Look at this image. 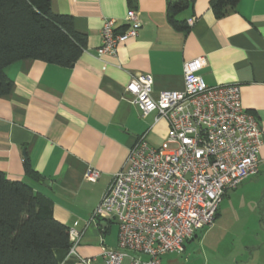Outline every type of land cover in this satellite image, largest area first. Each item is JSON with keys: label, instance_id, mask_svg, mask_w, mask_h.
<instances>
[{"label": "crops", "instance_id": "obj_1", "mask_svg": "<svg viewBox=\"0 0 264 264\" xmlns=\"http://www.w3.org/2000/svg\"><path fill=\"white\" fill-rule=\"evenodd\" d=\"M209 1L192 0L174 16L188 24L181 30L168 20V0H50L86 37L83 52L71 67L23 59L5 68L12 86L0 97V171L31 185L49 200L57 221L77 222L81 231L72 255L55 251L57 264H105L101 248L117 249L118 226L89 221L92 210L135 140L143 136L158 147L167 134L166 120L133 106L127 82L147 74L154 96L181 90L183 63L201 56L202 80L239 85L241 105L262 131L258 172L224 194L203 236L196 233L182 253H166L160 264H264V0H239L218 18ZM129 9L140 23L137 35L115 55L97 56L103 21L114 19L122 31ZM24 160L34 175L24 172ZM90 167L99 171L94 181L84 178ZM124 252L121 264H130L136 254Z\"/></svg>", "mask_w": 264, "mask_h": 264}, {"label": "built area", "instance_id": "obj_2", "mask_svg": "<svg viewBox=\"0 0 264 264\" xmlns=\"http://www.w3.org/2000/svg\"><path fill=\"white\" fill-rule=\"evenodd\" d=\"M136 18L129 9L122 31L115 29L114 19H105L97 56H113L119 44L135 37ZM205 65L203 56L185 61L183 88L157 96L150 75L137 74L127 82L124 90L133 106L142 115L155 112L168 131L158 147L143 136L135 140L124 167L92 210L89 221L111 220L118 226L117 249L101 248L105 264H121L124 250L136 254L130 264H160L164 254L182 253L189 239L213 224L224 194L258 172L262 131L242 107L239 85H207L199 74ZM98 172L90 167L84 178L94 181ZM76 223L68 227L67 256L81 235Z\"/></svg>", "mask_w": 264, "mask_h": 264}, {"label": "trees", "instance_id": "obj_3", "mask_svg": "<svg viewBox=\"0 0 264 264\" xmlns=\"http://www.w3.org/2000/svg\"><path fill=\"white\" fill-rule=\"evenodd\" d=\"M238 1L210 0L209 8L218 18ZM190 2H167L168 20L181 30L188 24L174 16ZM85 45L86 37L74 29L72 16L54 12L50 0H0V97L11 90L12 81L5 74L8 65L37 59L71 67ZM27 162L24 172L34 175ZM31 187L0 171V264H57L55 251L67 252L70 247L68 226L53 217L49 200Z\"/></svg>", "mask_w": 264, "mask_h": 264}, {"label": "rangeland", "instance_id": "obj_4", "mask_svg": "<svg viewBox=\"0 0 264 264\" xmlns=\"http://www.w3.org/2000/svg\"><path fill=\"white\" fill-rule=\"evenodd\" d=\"M230 191H231V190H230ZM206 230H208V228H205V229H203V230H201V231H198V232H197V237L200 238L201 236H203V234L205 233L204 231H206ZM193 242H194V241H193ZM190 243H191V242H190ZM190 243H189V244H190Z\"/></svg>", "mask_w": 264, "mask_h": 264}]
</instances>
